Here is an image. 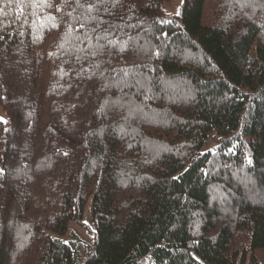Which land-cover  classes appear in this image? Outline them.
I'll use <instances>...</instances> for the list:
<instances>
[{"label": "trees", "instance_id": "trees-1", "mask_svg": "<svg viewBox=\"0 0 264 264\" xmlns=\"http://www.w3.org/2000/svg\"><path fill=\"white\" fill-rule=\"evenodd\" d=\"M172 1L0 0V264H264V0Z\"/></svg>", "mask_w": 264, "mask_h": 264}, {"label": "rangeland", "instance_id": "rangeland-1", "mask_svg": "<svg viewBox=\"0 0 264 264\" xmlns=\"http://www.w3.org/2000/svg\"><path fill=\"white\" fill-rule=\"evenodd\" d=\"M184 0H173L166 6V13L169 16H176L180 12ZM219 145V137L216 133H211L206 141L202 153H207L215 150ZM84 226H79L72 223L70 231H73L83 242L92 245L94 241L95 224L92 218V203L88 205L83 218Z\"/></svg>", "mask_w": 264, "mask_h": 264}, {"label": "snow or ice", "instance_id": "snow-or-ice-1", "mask_svg": "<svg viewBox=\"0 0 264 264\" xmlns=\"http://www.w3.org/2000/svg\"><path fill=\"white\" fill-rule=\"evenodd\" d=\"M107 2H108V0H97L98 4H105ZM117 2H118V0H113V6H115V3H117ZM81 7H83V5H81ZM96 7H97V4H89L88 5V11L91 12ZM177 14H179V13H177ZM109 43L112 44V43H114V41H109ZM101 47H103V46H101ZM156 54L159 55L158 52ZM93 55H95V53H93ZM0 171H2V170H0Z\"/></svg>", "mask_w": 264, "mask_h": 264}]
</instances>
